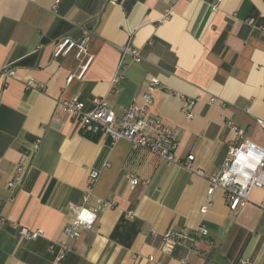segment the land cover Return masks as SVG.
<instances>
[{
  "label": "crops",
  "instance_id": "1",
  "mask_svg": "<svg viewBox=\"0 0 264 264\" xmlns=\"http://www.w3.org/2000/svg\"><path fill=\"white\" fill-rule=\"evenodd\" d=\"M0 0V264H52V241L63 237L72 212L68 203L94 207L109 200L94 228L71 243L61 264H133V254L154 256L151 264H264L263 189L230 210L224 192L207 200L209 177L221 166L234 133L264 144V0ZM169 10V11H168ZM252 19V23L248 20ZM88 30L82 58L55 55L62 37ZM137 48L142 62L126 56L122 78L110 91L122 46ZM91 57L88 69L81 64ZM69 74L74 78L67 83ZM156 76L149 112L179 128L175 155L193 154L192 169L166 162L125 139L110 143L85 133L61 100L78 96L85 110L105 97L117 116L142 103L145 82ZM27 80L33 85L28 87ZM178 94L194 98L187 118ZM215 97V102L210 98ZM39 140L34 149L33 144ZM32 150L15 187L17 164ZM99 176L91 184L89 174ZM201 169L203 175L195 172ZM138 178L131 185L127 176ZM206 205V210L201 208ZM17 224V225H14ZM208 235L197 246L176 245L162 253L167 229ZM19 226L43 235L23 238Z\"/></svg>",
  "mask_w": 264,
  "mask_h": 264
},
{
  "label": "built area",
  "instance_id": "2",
  "mask_svg": "<svg viewBox=\"0 0 264 264\" xmlns=\"http://www.w3.org/2000/svg\"><path fill=\"white\" fill-rule=\"evenodd\" d=\"M58 0L55 1L57 3ZM169 11V10H168ZM252 23V19L248 20ZM89 31L84 30L78 39L62 37L56 43L55 55L67 54L74 51L76 58L85 55L88 45ZM120 59L116 71L111 78L110 91H115V85L122 78V70L126 64V56H130L134 62H142L143 57L139 50L129 44L120 49ZM91 57H88L80 66L79 75L83 74L89 67ZM15 70L6 65L0 67V76L12 77ZM74 78V74H69L66 82L69 83ZM26 85L31 87L33 82L27 80ZM159 79L152 75L145 82V91L142 94V103L131 102L121 108L120 115L117 116L111 109L103 96L93 99V108L85 110L84 102L78 97L73 96L69 99L61 100L64 111L76 119L82 130L87 134L101 135L109 139L110 143H115L120 139H125L134 147L146 149L166 162L182 165L187 169H192L191 164L194 159L193 154H188L183 160L175 155L178 144L179 128L164 123L161 119L153 116L149 112V105L153 100L154 91L159 88ZM181 110L187 118H191L193 113L194 98H189L183 94H178ZM216 98L211 97L210 102H215ZM258 123L264 131V119H258ZM227 126L233 131L234 136L228 144L227 154L217 170L209 177V187L207 189V200L210 203L211 196L216 189H221L227 200V204L233 212L237 208L250 200V193L254 188L263 189V196L258 202V207L264 211V144L259 145L245 138V131L240 126L228 121ZM39 140L33 144L35 149ZM32 150L27 153L23 162L17 164L8 185L15 187L25 174ZM195 172L203 175L201 169ZM99 176L97 169L91 170L89 178L94 184ZM127 179L131 185H135L139 180L129 174ZM88 194L83 197L82 204L74 202L68 203V209L72 212V217L63 229V237L52 241L49 249L53 252L52 264H61L66 254L71 250V241L78 238L83 230L94 228L99 212L111 206L109 200L101 201L97 206L90 207L85 205ZM206 210V205L201 211ZM14 225H17L14 223ZM19 234L26 239H33L43 235L41 229H31L19 226ZM208 235V229L204 224L198 225L192 230L167 229L161 234V245L159 250L162 253H170L176 245H187L196 247L203 236ZM154 256L142 257L138 253L133 254V264H151ZM248 259H240L236 264H247ZM181 264H188V260L181 259Z\"/></svg>",
  "mask_w": 264,
  "mask_h": 264
}]
</instances>
